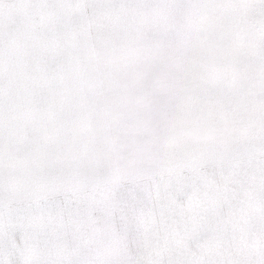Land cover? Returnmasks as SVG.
I'll list each match as a JSON object with an SVG mask.
<instances>
[{
  "label": "snow or ice",
  "instance_id": "obj_1",
  "mask_svg": "<svg viewBox=\"0 0 264 264\" xmlns=\"http://www.w3.org/2000/svg\"><path fill=\"white\" fill-rule=\"evenodd\" d=\"M0 264H264V0H0Z\"/></svg>",
  "mask_w": 264,
  "mask_h": 264
}]
</instances>
